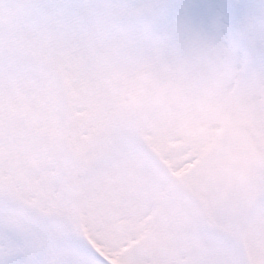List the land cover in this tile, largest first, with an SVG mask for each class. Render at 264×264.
<instances>
[{
  "label": "rangeland",
  "instance_id": "374dc122",
  "mask_svg": "<svg viewBox=\"0 0 264 264\" xmlns=\"http://www.w3.org/2000/svg\"><path fill=\"white\" fill-rule=\"evenodd\" d=\"M0 264H264V0H0Z\"/></svg>",
  "mask_w": 264,
  "mask_h": 264
},
{
  "label": "bare ground",
  "instance_id": "6f19581e",
  "mask_svg": "<svg viewBox=\"0 0 264 264\" xmlns=\"http://www.w3.org/2000/svg\"><path fill=\"white\" fill-rule=\"evenodd\" d=\"M166 194H167V193H166ZM167 195L169 196V195H171V193H168ZM172 196H175V197H177V196H178V194L172 193Z\"/></svg>",
  "mask_w": 264,
  "mask_h": 264
}]
</instances>
